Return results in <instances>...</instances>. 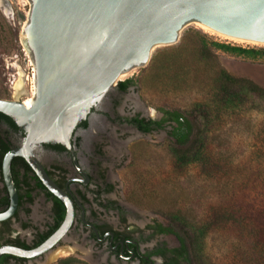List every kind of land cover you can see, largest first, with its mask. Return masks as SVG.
I'll use <instances>...</instances> for the list:
<instances>
[{
	"label": "rangeland",
	"instance_id": "obj_1",
	"mask_svg": "<svg viewBox=\"0 0 264 264\" xmlns=\"http://www.w3.org/2000/svg\"><path fill=\"white\" fill-rule=\"evenodd\" d=\"M30 6V0H0V96L5 99L15 98V85L22 79L26 92L15 99L29 94L28 75L35 67L22 30ZM200 37L207 39L208 59L200 56ZM211 42L264 48L236 43L200 27L182 29L177 43L155 48L146 66L132 69L121 79L132 80L125 92L116 91V86L106 96L115 94L116 114L160 118L162 109L193 111L197 102L212 96L220 68L264 86V57L235 56L214 48ZM248 109L234 119L214 109V119L201 133L207 165L178 167L170 150L169 127L142 133L110 125L108 130L115 139L104 143L102 168L115 183L108 198L123 206L126 225L133 229L153 222L173 224L190 237L192 264H261L257 236L264 206V103L253 102ZM2 187L0 177V191ZM31 209L29 217L22 216L30 227L13 223L14 235L28 243L50 222L51 202L37 194ZM216 212L223 219L232 215L233 221L220 222L199 237L201 227ZM106 218L121 227L116 214L108 213ZM157 242L179 246L174 234H162L145 248ZM100 251L71 234L54 250L21 264H58L66 258L82 262L77 264H106Z\"/></svg>",
	"mask_w": 264,
	"mask_h": 264
},
{
	"label": "water",
	"instance_id": "obj_2",
	"mask_svg": "<svg viewBox=\"0 0 264 264\" xmlns=\"http://www.w3.org/2000/svg\"><path fill=\"white\" fill-rule=\"evenodd\" d=\"M22 30L35 67L31 105L0 98V112L25 131L6 152L2 176L10 203L0 221L14 215L19 195L11 163L20 156L65 207L60 226L40 245L0 246V256L32 259L55 248L74 221V196L47 173L38 152L71 136L116 87L120 76L148 64L155 48L180 39L182 29L204 27L236 43L264 46V0H30ZM1 264V263H0Z\"/></svg>",
	"mask_w": 264,
	"mask_h": 264
},
{
	"label": "flooded vegetation",
	"instance_id": "obj_3",
	"mask_svg": "<svg viewBox=\"0 0 264 264\" xmlns=\"http://www.w3.org/2000/svg\"><path fill=\"white\" fill-rule=\"evenodd\" d=\"M116 91L125 92L119 87H117ZM114 97L115 94L106 97L98 104V106L92 108L86 119L82 120L77 125L71 136L73 152L60 142L44 144L43 151L38 152V156L50 177L62 189L66 191L69 190L74 196L73 202L75 213L73 224L55 248H57L61 242H64L66 237L74 234L77 239H82V241L85 242L86 245L91 246L93 250L96 248L100 249L101 251L99 252V255L105 258L106 264H141L142 259L147 261L148 264H161L163 262V257L161 255H149V253L156 247H166L168 249L174 247L169 246L165 242H157L150 246V248H145L147 244L154 241V238L157 235H162L163 233H156L155 229L149 226L156 224V222L149 223L144 228L130 229V227L126 225L125 209L120 203L108 198V195L115 188V183L109 177V172H106L102 168V160L105 141L107 139L114 141L115 139L113 134L108 130L110 125L116 124L118 126L134 128L142 133H150L152 131L165 129L166 127H169L170 129L171 126L169 122H165L164 128L152 129L148 132L141 131L138 126L132 122L134 117L139 116V118H146V120H161L164 117V114L160 118L145 117L141 114H136L131 117H121L115 112L114 108H117V105L115 104ZM13 99L15 98L13 97ZM0 129L7 131V139L11 148L18 146L21 142L22 135L25 134V131L19 126H12L10 122L3 119H0ZM16 157H19L14 166L16 177L22 181V183L19 184H40L39 181L41 182V180L34 170L31 167V169H28L24 164V161L26 162V160L20 156ZM0 177L3 183L0 196H4L8 194V192L3 180L2 171ZM110 186H112V189H110ZM33 194L34 196L42 194L51 202V220L43 230H37L34 235V241L37 234L49 231L50 225L53 224L55 212L53 201L47 198L45 191L38 188L33 191ZM34 202L35 199L31 204L25 203L23 206H20V203L18 204L16 212L9 218L11 219L10 227L12 231L2 233L3 237H0V246L6 244L15 245L13 244V240L16 237H19V235H14L17 234L13 228L14 221L20 222L24 227L31 226V224L24 222L25 220L22 216L29 217L31 215V206ZM26 208H30L29 213L26 212ZM108 213L117 215L118 224L121 225L120 228L115 227L109 220H107L106 217ZM2 222L3 221H0V229L3 228ZM25 223L28 224V226L23 225ZM33 241L31 243L25 242L32 244ZM70 242L77 244L75 241ZM158 258L160 259L159 262L157 260ZM27 260L30 259H26V261ZM9 263L21 264L22 262L19 263L15 260H10Z\"/></svg>",
	"mask_w": 264,
	"mask_h": 264
},
{
	"label": "trees",
	"instance_id": "obj_4",
	"mask_svg": "<svg viewBox=\"0 0 264 264\" xmlns=\"http://www.w3.org/2000/svg\"><path fill=\"white\" fill-rule=\"evenodd\" d=\"M200 56L202 59L209 58V45L205 37H200ZM214 48L223 52L241 56L248 59H257L264 57V48H245L237 45H231L227 43L211 42ZM132 84L131 79L122 80L118 83V87L126 91ZM214 89L212 96L209 99L197 102L194 105L193 111L182 110H167L162 109L164 117L161 120H154L146 118H139L136 116L132 119L141 131L148 132L152 129H159L165 127V122H169L171 128L168 131V135L171 138L172 146L171 152L175 156V164L178 167L188 166L192 163L207 165V159L205 156L206 141L201 135L203 128L207 123L212 121L213 115L216 113V108L219 112L225 111L230 118L234 119L242 112H247L249 104L253 102L264 103V86L259 85L255 81L246 77H239L231 74L225 68H220L217 76L214 80ZM0 98H5L0 96ZM215 107L213 110L211 107ZM249 110V109H248ZM245 112V113H246ZM0 119L6 120L11 123L12 126H18L16 121L10 116L0 112ZM214 119V118H213ZM264 131V130H263ZM195 144L194 150L191 146ZM10 144L7 139V131L0 129V173L2 171V160L8 150H10ZM19 157H15L12 162V172L16 182V186L19 192V203L23 206L25 203L31 204L35 196L33 191L41 189L45 191V194L49 200L53 201L55 215L53 217V224L50 225L49 231L37 234L32 244L26 243L19 237L13 240V244L24 247L33 248L43 242L49 235H51L61 224L65 216V206L63 202L48 191L42 182L40 184H19L22 183L16 177L15 163ZM24 164L28 169H31L27 162ZM38 182V178H37ZM112 189V186H110ZM6 191V189H5ZM8 194L0 196L1 211H4L9 206ZM26 212H30V208H26ZM261 221L258 224V236L257 246L260 249V262L264 264V206L261 209ZM176 220L180 221L181 218L176 217ZM233 221L232 215L223 219L221 214L214 213L211 218L204 224L199 230V237H205L211 229L220 224V222ZM3 228L0 229V237H3L4 232H11L10 227L11 219L2 222ZM28 226V224H23ZM155 229L156 233L174 234L179 241V246L168 249L166 247H156L149 255H161L163 262L161 264H192L193 253L189 246V239L187 233L176 229L173 224L165 226L159 222L154 225H149ZM39 238V239H38ZM11 243V242H10ZM168 254V255H167ZM194 251V256H195ZM10 260H15L19 263L26 261V259L17 257L10 254H4L0 257L2 264H10ZM195 261V260H194ZM82 263L76 258H66L60 261L58 264H77ZM141 264H148L147 261L141 260Z\"/></svg>",
	"mask_w": 264,
	"mask_h": 264
},
{
	"label": "bare ground",
	"instance_id": "obj_5",
	"mask_svg": "<svg viewBox=\"0 0 264 264\" xmlns=\"http://www.w3.org/2000/svg\"><path fill=\"white\" fill-rule=\"evenodd\" d=\"M200 28H202L203 30H205V31H209V32H211V33H214V32H212V31H210V30H208V29H206V28H204V27H200ZM214 34H217V33H214ZM219 35V34H218ZM221 36V35H220ZM131 71V70H130ZM130 71H128V72H130ZM128 72H126V73H124V74H122L121 76H120V80L121 79H123L124 77H125V75H127V73ZM35 81V80H34ZM33 81V82H34ZM35 83V82H34ZM33 83V84H34ZM31 91H32V93H29L30 95L29 96H27V97H25L24 99H23V102H24V104L25 105H31L32 104V102H33V95H34V93H35V84H34V87H32L31 88ZM26 92V88H25V81H24V79H22V82H21V84H20V81L19 82H17L16 83V85H15V98H19L22 94H24ZM33 94V95H32ZM60 253V252H59ZM59 253H56L54 256H58V254Z\"/></svg>",
	"mask_w": 264,
	"mask_h": 264
},
{
	"label": "built area",
	"instance_id": "obj_6",
	"mask_svg": "<svg viewBox=\"0 0 264 264\" xmlns=\"http://www.w3.org/2000/svg\"><path fill=\"white\" fill-rule=\"evenodd\" d=\"M29 83H30V88H29V93H32L31 88L34 87V80H35V68H32L31 75H28ZM34 81V82H33ZM34 83V84H33ZM28 94L27 96H29ZM33 95V94H32ZM23 101V99H21Z\"/></svg>",
	"mask_w": 264,
	"mask_h": 264
}]
</instances>
